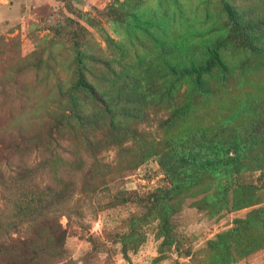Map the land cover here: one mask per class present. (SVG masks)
I'll use <instances>...</instances> for the list:
<instances>
[{
	"label": "rangeland",
	"instance_id": "374dc122",
	"mask_svg": "<svg viewBox=\"0 0 264 264\" xmlns=\"http://www.w3.org/2000/svg\"><path fill=\"white\" fill-rule=\"evenodd\" d=\"M226 3L255 26L256 52L232 36ZM213 54L197 87L188 70ZM80 76L96 98L74 88ZM256 132V144L244 141ZM201 141L242 147L264 168V0H0V212L42 190L50 172L74 188L55 211L64 252L41 264H264V245L231 260L253 242L247 233L239 246L223 239L264 205L259 169L226 179L225 190L213 170L161 205L172 183L158 152ZM32 178L37 187L17 188ZM235 185L251 205L233 207ZM261 231L256 222L249 233Z\"/></svg>",
	"mask_w": 264,
	"mask_h": 264
},
{
	"label": "trees",
	"instance_id": "16d2710c",
	"mask_svg": "<svg viewBox=\"0 0 264 264\" xmlns=\"http://www.w3.org/2000/svg\"><path fill=\"white\" fill-rule=\"evenodd\" d=\"M225 11L234 39L245 45L249 50L256 52L257 48L250 35L251 29L255 26L243 22L238 11L227 3L225 4ZM217 58V54H213L198 66L190 67L188 74L194 75L193 78L197 87L202 85V74L207 72L209 64ZM219 65L221 72L226 73V65ZM76 87L87 90L96 98L92 88L86 84L82 76L77 79L74 88ZM68 117L81 125H85L89 121L87 117L74 111L69 112ZM261 137L262 133L256 132L254 135L245 138L244 141L256 144ZM203 140L207 141L205 137H203ZM254 147L252 151L255 149ZM247 149L250 150L251 148ZM247 155L249 154L244 152L242 147L215 151L212 148H205L202 141L198 146L168 145L158 152V163L172 183V188L164 192L161 205H168L167 202L173 199L172 195L180 188V185L190 180L194 181L193 184H199L211 176L213 170L222 172L225 181L221 183L220 188L224 190L228 189L229 186L226 179L231 181L240 172L259 169L264 174V168L258 166ZM172 158L177 162L176 165L171 162ZM57 174L58 172H50V182L42 190L32 191L28 198L27 195L25 198L23 194H19L7 200L5 207L0 212V264H41L43 257H61L63 254L67 230L61 225L55 211L68 202L74 188L70 186L71 184L63 186L62 183L65 182H62ZM18 178H20L18 175L13 177V179ZM29 181H31L32 188L37 187L32 178L23 181L22 184L17 183V188L23 187L24 182H27V185L30 184ZM233 185L234 183L229 187ZM242 187V185H235L232 189L233 196H235L233 206L235 209L252 204H248L251 202L250 196L246 198V202H241V198H237L236 191L238 192L239 188ZM160 219L164 241L166 242L170 231L168 227L169 219L166 214H163ZM256 222L260 223L262 231L249 233ZM23 223H28L29 234L27 236L14 235L18 232L19 225ZM246 233L253 242L236 249L231 260H237L264 245V205L253 207L245 218L237 220V224L225 233L223 239L224 241L230 239L234 244H238L240 242L238 238L241 239V236ZM239 245L240 243L237 246Z\"/></svg>",
	"mask_w": 264,
	"mask_h": 264
}]
</instances>
